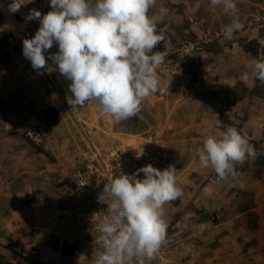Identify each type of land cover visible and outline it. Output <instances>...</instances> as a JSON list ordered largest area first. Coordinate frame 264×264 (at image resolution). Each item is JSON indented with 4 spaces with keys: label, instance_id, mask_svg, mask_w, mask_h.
Instances as JSON below:
<instances>
[{
    "label": "rangeland",
    "instance_id": "rangeland-1",
    "mask_svg": "<svg viewBox=\"0 0 264 264\" xmlns=\"http://www.w3.org/2000/svg\"><path fill=\"white\" fill-rule=\"evenodd\" d=\"M235 3L243 28L231 40L224 28L232 15L210 0H180L173 19L167 12L165 39L153 49L164 55V91L120 123L101 116L95 101L71 108V82L51 60L36 70L20 51L2 58L0 264H76L71 255L94 264L97 233L79 215L101 205L105 181L90 184L79 207L72 182L93 146L130 147V175L149 164L177 170L183 195L164 206L166 243L145 264H264V83L252 75V62L264 58V0ZM56 52L54 44L45 56ZM228 126L257 154L220 180L199 167L195 149Z\"/></svg>",
    "mask_w": 264,
    "mask_h": 264
},
{
    "label": "clouds",
    "instance_id": "clouds-1",
    "mask_svg": "<svg viewBox=\"0 0 264 264\" xmlns=\"http://www.w3.org/2000/svg\"><path fill=\"white\" fill-rule=\"evenodd\" d=\"M30 0H13L10 12L19 11ZM233 19L224 28L231 40L242 30L235 0H210ZM46 14L32 9L26 19L39 21L30 39L23 40V55L36 70L48 60L69 80L67 103L83 108L95 101L100 115L113 123L126 121L142 111L143 101L164 91L157 72L164 62L162 52L153 49L165 37L157 30V18L150 15L157 0H50ZM161 15L168 9L161 6ZM58 52L45 53L53 45ZM252 75L264 83V58L252 62ZM249 81V75L241 77ZM199 167L211 168L220 180L237 176L236 166L257 153L255 147L235 128L228 126L207 136L195 149ZM143 179L137 178L139 173ZM183 195L177 184V170L163 171L151 164L135 174H121L104 185L101 203L108 214L98 225L103 250L94 264H145L154 260L166 243L164 206Z\"/></svg>",
    "mask_w": 264,
    "mask_h": 264
},
{
    "label": "built area",
    "instance_id": "built-area-1",
    "mask_svg": "<svg viewBox=\"0 0 264 264\" xmlns=\"http://www.w3.org/2000/svg\"><path fill=\"white\" fill-rule=\"evenodd\" d=\"M13 0H0V61L10 52L20 51L23 54V40L32 38L39 28V21L27 20L26 17L30 10L35 9L42 14L51 10L50 0H30L22 4L19 11L13 13L9 11V5ZM19 58H13L14 64L19 63ZM130 147L120 146L115 149L104 150L93 146L85 155L82 167L73 172V192L77 196V206L84 204L83 196L90 189L94 181L104 180L105 184L112 178L121 174H127L131 169L133 157L130 156ZM98 185V184H97ZM107 204L101 203L100 206L92 207L87 212L79 215L81 224L91 229V235L97 233L93 243L98 245L95 256L103 250L100 242L101 233L98 232V225L103 222L107 215ZM95 257V258H96ZM146 263V262H145ZM152 264V262H150Z\"/></svg>",
    "mask_w": 264,
    "mask_h": 264
},
{
    "label": "crops",
    "instance_id": "crops-1",
    "mask_svg": "<svg viewBox=\"0 0 264 264\" xmlns=\"http://www.w3.org/2000/svg\"><path fill=\"white\" fill-rule=\"evenodd\" d=\"M180 0H157V5L155 8H153L151 11H150V15H154L156 16L157 18V30H159L158 32L160 34H165V31L164 30H167L168 28V24H165V20L168 19V13L167 14H163L161 15L159 13V8L163 5V7H165L166 9H168V11L170 10V14H171V19L175 18L174 14L176 13L175 11L177 10V6H178V2ZM167 5V6H165ZM258 33V32H257ZM257 33L253 35V37H258L259 35H257ZM259 34V33H258ZM252 37V38H253ZM260 37V36H259ZM66 244V243H65ZM70 244V243H69ZM64 256V255H63ZM66 258L67 257H70L72 260L73 258H76L74 259L75 260V263L78 264V257L77 255L76 256H65Z\"/></svg>",
    "mask_w": 264,
    "mask_h": 264
},
{
    "label": "trees",
    "instance_id": "trees-1",
    "mask_svg": "<svg viewBox=\"0 0 264 264\" xmlns=\"http://www.w3.org/2000/svg\"><path fill=\"white\" fill-rule=\"evenodd\" d=\"M47 122H48V124H52V123H53L52 121H47ZM70 247H71V246H70L69 243L63 244L62 247H61L62 253H63L64 255H71L72 252H71V250L69 249Z\"/></svg>",
    "mask_w": 264,
    "mask_h": 264
}]
</instances>
